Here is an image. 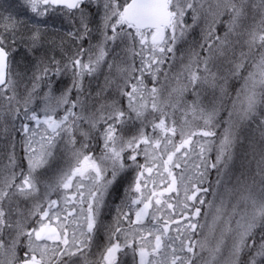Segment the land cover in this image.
<instances>
[{
    "label": "snow or ice",
    "instance_id": "6c2138e0",
    "mask_svg": "<svg viewBox=\"0 0 264 264\" xmlns=\"http://www.w3.org/2000/svg\"><path fill=\"white\" fill-rule=\"evenodd\" d=\"M0 264H264V0L0 4Z\"/></svg>",
    "mask_w": 264,
    "mask_h": 264
},
{
    "label": "rangeland",
    "instance_id": "374dc122",
    "mask_svg": "<svg viewBox=\"0 0 264 264\" xmlns=\"http://www.w3.org/2000/svg\"><path fill=\"white\" fill-rule=\"evenodd\" d=\"M12 3V2H10ZM8 3L7 0H0V4H3L5 7L10 4ZM253 136H255L257 138L258 141V137H259V133L258 132H253L252 133ZM245 149L243 148H238L237 149V154H236V160L234 162V168L238 171H240L242 169V166L246 164V161L243 159V154H244ZM214 156V153H213ZM251 167L254 169L255 164L254 162L252 163ZM208 199H212L211 195L208 196Z\"/></svg>",
    "mask_w": 264,
    "mask_h": 264
},
{
    "label": "bare ground",
    "instance_id": "6f19581e",
    "mask_svg": "<svg viewBox=\"0 0 264 264\" xmlns=\"http://www.w3.org/2000/svg\"><path fill=\"white\" fill-rule=\"evenodd\" d=\"M57 23L59 24V21H57ZM63 29L66 30L68 28V25L67 24H64L63 26ZM211 179L214 181L215 180V175L213 174V176L211 177Z\"/></svg>",
    "mask_w": 264,
    "mask_h": 264
},
{
    "label": "trees",
    "instance_id": "16d2710c",
    "mask_svg": "<svg viewBox=\"0 0 264 264\" xmlns=\"http://www.w3.org/2000/svg\"><path fill=\"white\" fill-rule=\"evenodd\" d=\"M7 1H8V3L12 2V0H7Z\"/></svg>",
    "mask_w": 264,
    "mask_h": 264
}]
</instances>
